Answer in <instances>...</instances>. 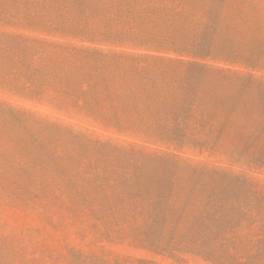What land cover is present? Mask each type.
I'll list each match as a JSON object with an SVG mask.
<instances>
[{
  "label": "rangeland",
  "instance_id": "1",
  "mask_svg": "<svg viewBox=\"0 0 264 264\" xmlns=\"http://www.w3.org/2000/svg\"><path fill=\"white\" fill-rule=\"evenodd\" d=\"M129 1L0 0V34L10 35L0 36V78L15 77L21 41L12 36L66 44L87 63L74 73L94 77L99 105L104 84L144 97L126 107L179 108L187 89L195 136L119 130L0 86V264H264V27L218 30L216 57L201 62L221 70L190 68L101 35L175 27L193 37L188 21L201 12L152 15ZM234 2L264 16V0ZM233 54L262 66L226 62Z\"/></svg>",
  "mask_w": 264,
  "mask_h": 264
},
{
  "label": "trees",
  "instance_id": "2",
  "mask_svg": "<svg viewBox=\"0 0 264 264\" xmlns=\"http://www.w3.org/2000/svg\"><path fill=\"white\" fill-rule=\"evenodd\" d=\"M131 1L127 3L129 7L141 9L152 15H161L177 10H180L178 15L181 16L190 10L201 12L202 20L188 21V25L198 28V32L193 37L184 38L178 34V29L173 27V31L166 29L161 30L162 33H154L153 31H146L142 35L111 33L101 35L102 38H111L117 43L140 45L156 52L172 53L177 57L175 59L170 58L169 61L190 68L218 69L201 62L216 57L217 50L214 45V37L218 30L224 27L233 29L242 25L264 27V16L243 14L237 10L238 3L234 0H200L198 3L195 0H143L139 4L137 1L135 3L134 0ZM167 31L172 33L164 34ZM0 36L9 37L10 35L1 33ZM12 37L20 40L21 43L17 48L19 61L15 67V77L9 78L7 74H4L0 78V86L5 87L7 91L30 102H46L58 111L65 110L71 113L73 111L77 115L85 112L119 130L128 129L136 133L156 135L173 141L195 136L191 120L196 104L191 99L190 94L186 93L188 92L187 89L179 97V102H181L179 108H145L139 105L126 107V102L132 96H135L137 100L144 97L138 96L135 91L133 92L129 88L124 93L114 92L111 91V85L104 84L102 88L108 96L105 101H102V105H99L96 98V100L91 98L97 86L96 83L93 84L94 77L90 76L86 79L84 76L75 75L74 71H81L88 65L82 60L71 59L69 45L35 38L30 40L24 35ZM93 39L91 37V40ZM71 51L82 55L101 52L75 48H72ZM36 55H40L38 63H35L33 59ZM183 56L193 60L184 61L179 58ZM225 61L230 62V64L242 62L252 69L262 66L260 60H254L251 56L240 57L237 54H233L231 58ZM144 81L146 84L151 82L147 79ZM84 83L89 84L86 90L82 89ZM162 95L166 97L169 94L155 95L150 93L145 96V99L157 102ZM81 100L82 104H80ZM201 127L207 134L214 133V127Z\"/></svg>",
  "mask_w": 264,
  "mask_h": 264
}]
</instances>
